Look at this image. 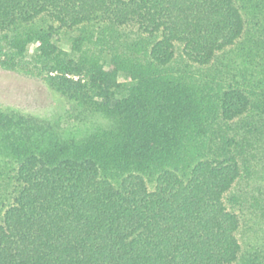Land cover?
Instances as JSON below:
<instances>
[{
    "label": "trees",
    "instance_id": "obj_1",
    "mask_svg": "<svg viewBox=\"0 0 264 264\" xmlns=\"http://www.w3.org/2000/svg\"><path fill=\"white\" fill-rule=\"evenodd\" d=\"M0 69L69 105L0 107V264H264V0H0Z\"/></svg>",
    "mask_w": 264,
    "mask_h": 264
},
{
    "label": "rangeland",
    "instance_id": "obj_2",
    "mask_svg": "<svg viewBox=\"0 0 264 264\" xmlns=\"http://www.w3.org/2000/svg\"><path fill=\"white\" fill-rule=\"evenodd\" d=\"M35 52L36 46L31 45L28 58ZM73 78L78 79V77ZM0 107L55 117L63 109L69 108V105L55 95L42 80L0 69Z\"/></svg>",
    "mask_w": 264,
    "mask_h": 264
}]
</instances>
